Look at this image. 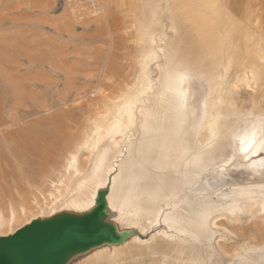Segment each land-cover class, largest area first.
I'll return each mask as SVG.
<instances>
[{
    "label": "rangeland",
    "instance_id": "374dc122",
    "mask_svg": "<svg viewBox=\"0 0 264 264\" xmlns=\"http://www.w3.org/2000/svg\"><path fill=\"white\" fill-rule=\"evenodd\" d=\"M107 5L100 15L81 20L74 16L66 0H0V179L4 178L3 184L0 181V237L11 236L34 221L79 216L95 208L96 197L93 204L85 208L72 205L71 189L82 176L73 173L75 169L67 174L64 166L71 154L78 153L76 147L84 135L111 106L137 90L136 80L145 76L146 81H152L154 91L159 90L161 68L167 61L164 51L170 47L174 51L178 47L175 43L181 39L178 26L183 15L207 18L206 23L213 27L209 36L210 48L224 44L222 54L231 61L221 66L228 73L221 79L223 92L215 95L222 113L220 122L226 124L222 126L227 130L225 133L237 132L238 118L242 115L251 113L243 117L244 120L247 118L243 120L246 123L256 122L264 116V0H107ZM194 20L184 24L183 31L190 36L194 32ZM151 35L157 39L152 47L154 51H150ZM195 48L194 45L193 51ZM255 58L258 59L255 61ZM236 61L241 63L236 66ZM251 70L255 73L251 74ZM245 74L247 79L244 80ZM198 81L195 80L191 87L190 111L193 116L190 115L179 135L194 149L197 144L203 145L198 143L195 129L201 116V97L206 90ZM253 105L257 106L256 111ZM140 110L138 107L137 113ZM129 136L123 144V157L114 159V152L110 153L113 165L118 166L126 159L127 148L132 151L138 148L137 142L142 137L140 128L137 133L131 131ZM216 142L210 151L218 145L213 152L224 153L215 156L210 152L215 156L213 161L218 163L212 162V168L201 178L189 165L184 166L180 174L171 170L170 175H163L168 179V189L164 192L165 197L161 196L154 203L151 217H144L145 220L141 217L136 223L134 220L139 215L124 203L111 201L109 222L119 231H135L140 237L119 247L103 246L76 262L264 264V197L258 194L264 193V169L258 174L246 169L250 162L240 157L232 139L229 145H223L222 140ZM108 145L109 141L102 147ZM221 145L231 149L223 147L226 151L219 152ZM205 151L209 153L208 149L202 153ZM31 153L35 154V159ZM87 159H90L89 153H78L77 161L84 171L89 168ZM62 163L63 167L59 165ZM56 171L59 174L55 175ZM72 174L76 175L74 179ZM110 174L111 180L116 171ZM47 176L52 181L49 184ZM151 176V185L160 184L158 178L162 175L154 173ZM68 177L73 180L69 181ZM38 179L41 180L39 183ZM211 181L215 182V189L206 188L208 183L213 185ZM109 182L112 186V181ZM107 185L98 191L105 190ZM17 186L20 195L14 189ZM250 188L258 195L241 194L242 190ZM219 192L230 193V197H221ZM174 194L177 196L173 197ZM235 200L240 203L233 206ZM225 203L229 204L226 206ZM208 207L207 216L192 211V208ZM185 208L189 212L183 211ZM176 212L192 215L185 233H178L166 223L167 217ZM208 216L211 239L203 235L204 225L200 226V221ZM153 221L158 223L153 224Z\"/></svg>",
    "mask_w": 264,
    "mask_h": 264
},
{
    "label": "bare ground",
    "instance_id": "6f19581e",
    "mask_svg": "<svg viewBox=\"0 0 264 264\" xmlns=\"http://www.w3.org/2000/svg\"><path fill=\"white\" fill-rule=\"evenodd\" d=\"M194 19L196 20V24L195 25L193 24L194 26L191 25L193 26L194 32L193 33L191 32L190 33L191 36H190L188 35L187 32L183 31L184 24L186 21L194 20ZM179 20H181V23L178 26L179 28H181L180 29L181 39L180 40L178 39V41H176L175 43L178 46L175 49L176 51L175 50L172 51V48L170 47L171 45L169 46L170 47L169 49L164 48L165 55H167V61H166L165 66H162L161 68V79H160L161 85L158 86L159 90L158 91L156 90L157 92H155L152 86L153 84L152 81L151 80L146 81L144 78L145 76L143 78L141 77L142 79L140 80L138 79L139 81L136 80L135 83L137 86V90L134 93H132L130 96H128L127 98H124V101L115 102L111 106L109 111L104 116H102L100 120L97 121L94 128H92L89 132H87L84 135L80 143L79 144L76 143L77 144L76 149H78V153L82 151L89 153L90 159L89 160L87 159L89 162V165H88L89 168L87 170L85 169V171L80 169V164L77 161L78 153L74 154L72 152L73 154H71L70 159L68 158L67 164L66 166H64V168L67 171V174L70 173L71 169H75L76 172L74 171L73 173L75 174L77 173L82 176L81 178L77 179V181L74 183L71 189V192H70L71 194L70 199L72 200V205L77 206L79 209L92 205L94 202V198L97 195L98 189L100 187H103L104 185L106 186L108 181H112L111 192L108 197L109 202L111 201H114L117 203L121 202V203H124L130 209H132L137 215H139L138 218L134 220L136 223L140 222L141 217L142 218L151 217L153 213L154 203L156 202L157 199H160V197L163 196L165 194L164 192L168 189V183H167L168 179H165L163 175L165 176L170 175L169 173H172L171 170H174L176 171V173L180 174L183 170L182 168L184 166L189 165V166H193V169L196 170V172L192 170L196 173L195 175L201 178L206 172H208L212 168V164H213L212 162H216V161H213L214 160L213 157L224 153V151L222 153L221 150H224L225 148L223 147H226V146L222 147V145H221L222 149L220 148V146H219L220 150L218 148V151L221 153L218 152L219 154H215V152H213L218 145L214 147V150L212 148V150L210 151L211 146H213L214 142L216 141L222 140L223 145H229L228 142L229 140L232 139L233 143H235L236 150L239 153L240 157L243 160L245 161L248 160L250 162V164L247 166L246 169L256 174L260 173L261 170L264 169V156L262 155L264 154V118H263L264 116L260 120L256 119V122L250 120L251 123H246L244 121H246L247 118H245L244 120L243 117L250 115L251 113L249 112L250 114L242 115V118H238L239 128L237 127L238 130L235 134H232L233 131H231L232 133H230V131L225 133V131L227 130L223 129L222 127L224 123L220 122V117L222 116V113L219 110V100L215 98V95H218L221 91L223 92L221 79L225 77L227 70L225 68L223 69V67L221 66L227 64L228 62H231L229 58L225 57L222 54L225 50V45L220 44L216 47L214 46V48L212 49L210 48L209 36L212 35L211 30L213 29V27L210 24L206 23L207 18L203 16H192V15L184 16L183 15V17L181 16ZM156 43H157L156 37H153L151 35L150 37V44H151L150 49L151 50L150 51H154L152 47H155ZM194 45L197 46V49L195 48L193 51ZM171 53L174 55V57L173 56L171 57ZM256 59L258 58H255V61ZM239 61H241V59H239ZM240 63L238 62L236 66H238ZM233 65L235 64L233 63ZM243 69L245 70V68ZM240 72H242L243 74L244 73L247 74V72L245 71H240ZM250 73L254 74L255 72L251 70ZM246 74L243 75L244 80L247 79ZM197 79L199 80L198 82H200V84L204 86L206 92L204 91L205 92L204 96L201 97V112H200L201 116H200V119L198 120L197 130L195 129V131L198 132L197 133L198 143H203V145L201 146L197 144L196 148L194 149L192 146H190V144L185 140L184 137H180L179 135L182 132V129L184 128L183 126L187 124V122L189 121L188 118L190 117V115L193 114L190 111L191 110V100L193 98L191 87L193 86L194 81ZM206 83H207V86H205ZM150 93L152 95H150ZM103 98H107V97H103ZM138 107H141L140 113H137ZM256 107H254L253 109L255 110ZM225 112H228V111H225ZM250 118H252V115ZM139 119L141 120L140 125L138 124ZM227 120L229 119L227 118ZM236 120L237 119H235V122ZM138 128H140L141 135H142L141 139L137 142L138 148L134 151H132V149L127 148L126 153L128 155L126 159L123 160L121 164H119L118 166L113 165L111 161L112 159L109 158L110 153L114 152V155H113L114 159L123 157L124 155L122 151L123 144L126 143L127 139L130 138L129 133L131 131H134L137 133ZM233 128L235 130V127ZM226 129H229V128H226ZM205 137L207 138L205 139ZM107 141H109V145L103 148L102 146ZM101 147L103 149L99 151V148ZM226 148H230V147H226ZM205 149L206 150L208 149L209 153L208 151H205V153H202ZM210 152H213L215 156H213V154L211 155ZM31 155H32V159H35L33 157L35 156V154L31 153ZM220 158H222V156ZM39 160L41 161V159ZM37 163L38 162H36V164ZM64 163H62V165L61 164L59 165L63 167ZM216 163H218V161ZM216 163L214 164L216 165ZM36 164H35V167H36ZM86 165H87V162H86ZM41 167L42 166H40V169ZM189 168L190 167H188L187 169ZM56 170H58V168ZM28 171L29 170H26V172ZM36 171H39V169ZM47 171L49 170L47 169ZM112 171H116V174L110 180V177L112 176L110 173ZM2 173L3 171L1 172V174ZM31 173L30 175L32 178L33 175ZM62 173L60 174L62 175ZM65 173L66 172H64L63 174ZM154 173L159 174V176L162 175L161 178H158L159 179L158 181L160 184L151 185L152 184L150 183L152 179L151 177H153L151 175H153ZM56 174H59V173H57L56 171L55 175ZM35 175H34V178L37 177V176L35 177ZM47 175H50V173H48ZM74 175L72 174L71 177H73ZM64 176L66 177L67 175L65 174ZM65 177H61V178H65ZM192 177L190 180H192ZM177 178L176 179L174 178V180H177ZM3 179L4 178L0 179L1 183ZM40 179H43V178H40ZM40 179H38L37 181L38 183ZM73 179L69 180V177H68L69 181ZM26 180H28V178ZM30 182H33V181L31 180ZM30 182L26 181L25 183L27 186H30L29 184ZM50 182L52 181L50 180L48 184ZM211 182H213V185L208 183L206 185L207 189H215V186H214L216 185L214 184L215 182L214 181H211ZM53 183L57 184V182H53ZM190 183L191 182H189V185ZM31 184L33 185V183ZM27 186H25V189L28 188ZM33 186L36 187V185H33ZM33 186L31 187L30 191L32 190ZM66 188L67 187H65V190ZM14 189L15 191L17 190V194L20 195L21 192L19 191V186L14 187ZM194 189L193 191H195ZM253 190L255 189L250 188L245 191L242 190L241 194L251 195V196L259 194V196L264 197V193L260 192L257 194V192H254ZM262 190L264 191V187ZM168 191H171V190H168ZM193 191L191 192L193 193ZM171 193L172 192H170V195ZM176 196L177 195L173 197H176ZM219 196L224 197V198H229L230 193L228 194L226 192L225 193L219 192ZM164 197L165 196H163V198ZM168 197H169V194H168ZM185 198L187 199V196ZM173 199H176V198H173ZM162 200L164 201V199ZM189 202H192V201L189 200ZM239 203H240L239 200H235L233 201L232 204L233 206H236ZM156 204H158V201ZM225 204L227 206L229 203H225ZM263 206H264V201H263ZM160 209L162 210V208ZM209 210H210L209 207L203 208V209H200V208L193 209L192 208V211H194L197 214H204V216H207V214H209L208 213ZM183 211L189 212L187 208H185V210ZM231 212L233 211L231 210ZM190 215L191 214L187 216V213L184 214L182 212H176L173 215L171 214V216L167 217L166 223L169 226L175 228V230L178 231V233L179 232L185 233L186 232L185 229L188 228L189 222L192 216ZM208 218L209 216L205 217V219H202L200 221V226L204 225L203 235L205 234L211 239L212 232H210V228L207 225ZM157 223H154L153 221V224H157ZM196 224H197V221H196ZM203 235H202V238L205 237ZM161 236L164 237L165 234L164 235L161 234ZM197 237L200 238L199 235ZM93 262L94 260L92 261V263ZM76 263L77 262H73V264H76Z\"/></svg>",
    "mask_w": 264,
    "mask_h": 264
},
{
    "label": "water",
    "instance_id": "95a60500",
    "mask_svg": "<svg viewBox=\"0 0 264 264\" xmlns=\"http://www.w3.org/2000/svg\"><path fill=\"white\" fill-rule=\"evenodd\" d=\"M108 185L97 192L95 208L89 213L34 221L11 236L0 237V264H73L98 248L123 246L140 237L135 231H119L109 222L111 182Z\"/></svg>",
    "mask_w": 264,
    "mask_h": 264
},
{
    "label": "built area",
    "instance_id": "2783aa9c",
    "mask_svg": "<svg viewBox=\"0 0 264 264\" xmlns=\"http://www.w3.org/2000/svg\"><path fill=\"white\" fill-rule=\"evenodd\" d=\"M66 4L74 16L82 20L100 15L107 5V0H66Z\"/></svg>",
    "mask_w": 264,
    "mask_h": 264
}]
</instances>
